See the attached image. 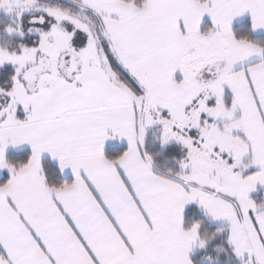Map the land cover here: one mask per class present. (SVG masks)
Listing matches in <instances>:
<instances>
[{
    "label": "snow or ice",
    "instance_id": "1",
    "mask_svg": "<svg viewBox=\"0 0 264 264\" xmlns=\"http://www.w3.org/2000/svg\"><path fill=\"white\" fill-rule=\"evenodd\" d=\"M0 264H264V0H0Z\"/></svg>",
    "mask_w": 264,
    "mask_h": 264
}]
</instances>
